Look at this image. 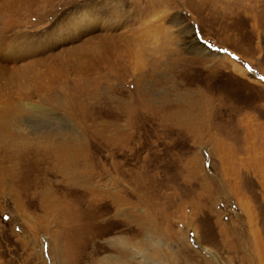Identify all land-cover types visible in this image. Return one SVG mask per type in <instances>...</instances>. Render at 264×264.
<instances>
[{"label": "rangeland", "instance_id": "1", "mask_svg": "<svg viewBox=\"0 0 264 264\" xmlns=\"http://www.w3.org/2000/svg\"><path fill=\"white\" fill-rule=\"evenodd\" d=\"M104 1L38 0L0 35V264H264V0H120L131 53L3 87Z\"/></svg>", "mask_w": 264, "mask_h": 264}, {"label": "bare ground", "instance_id": "2", "mask_svg": "<svg viewBox=\"0 0 264 264\" xmlns=\"http://www.w3.org/2000/svg\"><path fill=\"white\" fill-rule=\"evenodd\" d=\"M37 1L38 0H0V35L2 33L7 34L5 31L7 30L6 28H8L9 26H11V28H12V24L14 25V23H12V22H14V21H12V17L14 16V14H16V12H20V13L23 12L32 3L37 2ZM117 5H119V6H117ZM121 5H122V2L120 0H119V2L117 0L104 1L103 6H102L103 10L101 11L102 14L97 13L98 25L96 27H94L93 30H80L79 28L73 27L74 29H76L77 35L88 33L85 38L83 37L84 38L83 41L80 43L79 46H77L76 50H74V48H73V49H70L67 51H61L57 55L48 57L45 61H42L38 65H34L32 61H28L21 68L14 71V73H21L22 72L16 79L13 78L12 75L9 74L11 76L10 81H8V84L4 83V86L3 85L2 86L5 88L8 87L9 90L11 89L12 91L11 90L10 91L12 93L15 90H17V91L23 90V89H25L26 86H28V87L30 86L31 88L32 87H34V88L38 87L39 88L40 83L43 80V77L46 80L51 81L52 79H54V76H52V75H54L53 74L54 72H58L59 75H61L62 72H65L67 67L70 65H71V67L77 68L78 66H85L86 64H88L86 67L87 69L89 66H91L93 68H96V67L100 68L102 66L109 65L110 61H111L110 62V64H111L116 59H120L123 55L129 54L128 49L130 50L131 48H129L127 44H130V43L132 44V42L128 43V42H126V40H128V39L130 40L132 37L134 39H136V35H138V33L142 32V30H144L145 28L142 25L143 23L141 24V22H138L137 20H135V18H133L131 16H130L131 17V23L130 24L127 23L128 20H126V19L129 16H127L128 13L126 12L125 8L122 7ZM40 7H42V6H40ZM90 17H93V16L90 15ZM36 23H38V22H36ZM94 23H97V21H94ZM17 24H19V23L17 22ZM15 26H17V25H15ZM15 26H14V28H15ZM11 28H10V30H11ZM100 29H101L102 33H100L97 37H95V38L89 37L90 33L92 31L93 32L99 31ZM158 29H160L159 26H158ZM118 31H120V32L118 33ZM159 31H158V33H159ZM7 35H9V34H7ZM122 35H125V36L122 37ZM92 39L93 40L96 39V40H94L95 42H93ZM132 39H131V41L134 40V39L133 40ZM65 41H71L72 42V39H67ZM66 44H68V43H66ZM121 44H126L125 50L120 46ZM29 45H32V44H28V46ZM2 46H3V42H0V48ZM26 47L27 46H24V49H28ZM28 50H32V49H28ZM130 53H131V50H130ZM236 70H237V72H239L241 74L244 73L243 71L238 70L237 68H236ZM55 74L57 76V73H55ZM10 76H9V78H10ZM15 93L17 94V92H15ZM16 94H15V96H16ZM21 94L22 93H20V95ZM24 94H26V93H24ZM4 111H5L4 117H10L11 116L9 107H6V109ZM245 118H248V121H247V132H248V131H250V128H251L250 123L253 122V119L251 117H247V116ZM244 215H245V213H244ZM251 232L254 233V235L256 233L255 230H253ZM256 236L257 235H255V237ZM151 239L152 238L147 237L146 244L147 245L149 244V246L152 247L153 244H151ZM118 245L121 246L126 251H130V250L132 251L131 247L130 246L128 247L126 245V243L118 242ZM154 246L161 247L160 242H155V245H153L152 248H153V252H156V251L161 249V248H155ZM256 246H257V249H259L257 242L255 243V247ZM158 256L160 257V255H158ZM154 258H155V256H154ZM132 259L133 258H131V260ZM107 260H112L114 264L117 263L116 258H109V257L104 258V261H107ZM106 263L107 262H103V264H106ZM134 263H136V262H134ZM138 264H140V263L138 262ZM159 264H160V262H159Z\"/></svg>", "mask_w": 264, "mask_h": 264}, {"label": "snow or ice", "instance_id": "3", "mask_svg": "<svg viewBox=\"0 0 264 264\" xmlns=\"http://www.w3.org/2000/svg\"><path fill=\"white\" fill-rule=\"evenodd\" d=\"M262 79H264V78H262ZM4 219H7V216H5V217H3Z\"/></svg>", "mask_w": 264, "mask_h": 264}]
</instances>
